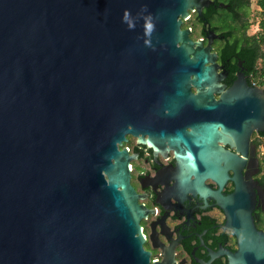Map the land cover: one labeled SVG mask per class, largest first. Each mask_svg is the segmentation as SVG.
Instances as JSON below:
<instances>
[{
    "label": "water",
    "instance_id": "water-1",
    "mask_svg": "<svg viewBox=\"0 0 264 264\" xmlns=\"http://www.w3.org/2000/svg\"><path fill=\"white\" fill-rule=\"evenodd\" d=\"M195 7L199 0H0V264H147L143 211L116 143L147 131L162 108L191 103L200 111L181 119L198 121L169 141L198 148L202 174L189 152L178 154L180 174L186 183L194 174L191 186L205 193L203 177L221 183L220 161L235 160L217 141L243 150L253 128L264 129L262 88L238 74L221 90L210 44L181 28ZM236 174L232 193L212 194L244 264H264L256 191Z\"/></svg>",
    "mask_w": 264,
    "mask_h": 264
},
{
    "label": "flooded vegetation",
    "instance_id": "flooded-vegetation-1",
    "mask_svg": "<svg viewBox=\"0 0 264 264\" xmlns=\"http://www.w3.org/2000/svg\"><path fill=\"white\" fill-rule=\"evenodd\" d=\"M243 0H199V7L189 12V16L181 23V28H190L189 37L200 40L203 46L210 44V52L216 55L219 64L217 82L227 90L238 74L244 76L245 82L251 87L262 88L264 85L253 79L248 63L236 60L233 51L223 59V49L233 45V37L226 35L229 27L246 31L248 13ZM224 26L226 27L225 29ZM247 36V35H246ZM237 63L236 70H230ZM191 93H196L192 83ZM219 92L213 96L218 98ZM197 107L179 105L174 113L162 108L150 116L151 123L147 131L137 133L126 132L124 139L117 142V149H125L129 169V182L136 194L137 204L143 211L139 218L142 235V248L148 254L147 264H244L246 257L238 252L239 243L236 234L224 227L225 215L213 194L217 190L227 196L234 190V173L236 178L253 184L256 200L252 210L255 227L264 231V129L253 128L243 150H238L228 143H217L235 160L227 162L222 159L219 166L225 167V178L221 183L211 176L203 177L205 193L191 186L194 174H189L186 183L180 174L186 168L183 157L186 152L193 156L194 166L202 174L204 164L197 157L198 148L189 144H172L169 137L176 130L186 133L198 118L188 116L181 119L185 111L195 114ZM135 129V128H134ZM142 137L144 140L140 141ZM113 161V159H111Z\"/></svg>",
    "mask_w": 264,
    "mask_h": 264
},
{
    "label": "trees",
    "instance_id": "trees-1",
    "mask_svg": "<svg viewBox=\"0 0 264 264\" xmlns=\"http://www.w3.org/2000/svg\"><path fill=\"white\" fill-rule=\"evenodd\" d=\"M229 1L232 4L234 0ZM243 1L246 2L245 10H248L250 4L249 0ZM257 2L261 9L258 12L260 18L257 21V29L252 34H247L246 31H240L239 34L234 27H229V31L225 33L233 37V45L230 44L223 49L222 57L224 59L226 54L233 51L234 54L236 53V60L243 59L248 63V67L252 70L253 79L258 80L261 85H264V0H258ZM225 28L224 26L223 29ZM244 28H247V24L244 25ZM236 64L237 63H234L230 70H236Z\"/></svg>",
    "mask_w": 264,
    "mask_h": 264
},
{
    "label": "rangeland",
    "instance_id": "rangeland-1",
    "mask_svg": "<svg viewBox=\"0 0 264 264\" xmlns=\"http://www.w3.org/2000/svg\"><path fill=\"white\" fill-rule=\"evenodd\" d=\"M257 1L258 0H249L250 4L247 10L248 19H249L248 27H247L248 34H252L257 29V21L260 18V15L258 14V12L261 10Z\"/></svg>",
    "mask_w": 264,
    "mask_h": 264
},
{
    "label": "clouds",
    "instance_id": "clouds-1",
    "mask_svg": "<svg viewBox=\"0 0 264 264\" xmlns=\"http://www.w3.org/2000/svg\"><path fill=\"white\" fill-rule=\"evenodd\" d=\"M124 20L126 22H128V25H129L130 28L134 27L132 21L129 18V13L127 11L124 13ZM152 27H153V25L150 22L145 24L146 31H148V32H150L152 30Z\"/></svg>",
    "mask_w": 264,
    "mask_h": 264
},
{
    "label": "built area",
    "instance_id": "built-area-1",
    "mask_svg": "<svg viewBox=\"0 0 264 264\" xmlns=\"http://www.w3.org/2000/svg\"><path fill=\"white\" fill-rule=\"evenodd\" d=\"M261 150H262V152L264 153V145H263V147L261 148Z\"/></svg>",
    "mask_w": 264,
    "mask_h": 264
}]
</instances>
